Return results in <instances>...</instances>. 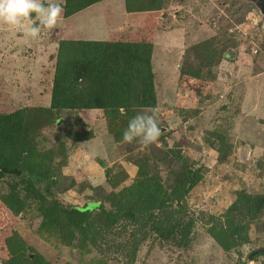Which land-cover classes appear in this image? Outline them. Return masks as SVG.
<instances>
[{"label": "rangeland", "instance_id": "obj_1", "mask_svg": "<svg viewBox=\"0 0 264 264\" xmlns=\"http://www.w3.org/2000/svg\"><path fill=\"white\" fill-rule=\"evenodd\" d=\"M43 2L63 11L39 39L0 24V264H264V255L249 261L264 249L258 7ZM72 42L151 46L155 105L52 108ZM85 49L91 57L104 46ZM153 110L157 140L123 142L129 120Z\"/></svg>", "mask_w": 264, "mask_h": 264}, {"label": "trees", "instance_id": "obj_2", "mask_svg": "<svg viewBox=\"0 0 264 264\" xmlns=\"http://www.w3.org/2000/svg\"><path fill=\"white\" fill-rule=\"evenodd\" d=\"M66 1L69 5L70 0ZM88 1L93 3L101 0ZM68 45L74 47V55L71 60L62 59L60 55L54 80L52 108L112 109L155 105L150 66L151 46L110 42H72ZM93 45L104 46V49L91 57L83 55L86 53L85 48ZM16 176L24 184L31 183L29 179ZM65 210L68 215L76 211L74 207H67ZM78 211L77 215L85 217L90 210L79 208ZM260 255H264V249H260L249 261Z\"/></svg>", "mask_w": 264, "mask_h": 264}, {"label": "clouds", "instance_id": "obj_3", "mask_svg": "<svg viewBox=\"0 0 264 264\" xmlns=\"http://www.w3.org/2000/svg\"><path fill=\"white\" fill-rule=\"evenodd\" d=\"M59 2L45 4L43 0H0V24L22 31L31 40L39 39L45 30L53 29L61 14ZM34 14V15H32ZM161 134L155 110L151 114L137 113L122 133L123 142L154 143Z\"/></svg>", "mask_w": 264, "mask_h": 264}, {"label": "water", "instance_id": "obj_4", "mask_svg": "<svg viewBox=\"0 0 264 264\" xmlns=\"http://www.w3.org/2000/svg\"><path fill=\"white\" fill-rule=\"evenodd\" d=\"M246 1L253 2L258 7V9L262 13V15H264V0H246ZM263 30H264V26H263ZM10 173L19 175L20 172H18V171H10ZM98 208H99V203H92V204H89L86 208H84V210H92V209H98ZM258 252H259V250L253 252L250 255V258H252V256L257 254Z\"/></svg>", "mask_w": 264, "mask_h": 264}, {"label": "crops", "instance_id": "obj_5", "mask_svg": "<svg viewBox=\"0 0 264 264\" xmlns=\"http://www.w3.org/2000/svg\"><path fill=\"white\" fill-rule=\"evenodd\" d=\"M87 116H89V115H87Z\"/></svg>", "mask_w": 264, "mask_h": 264}]
</instances>
